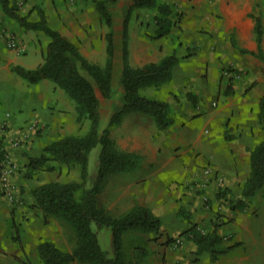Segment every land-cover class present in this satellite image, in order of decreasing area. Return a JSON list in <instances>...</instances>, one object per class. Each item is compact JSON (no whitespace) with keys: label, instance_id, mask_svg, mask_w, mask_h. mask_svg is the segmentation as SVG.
I'll list each match as a JSON object with an SVG mask.
<instances>
[{"label":"crops","instance_id":"crops-1","mask_svg":"<svg viewBox=\"0 0 264 264\" xmlns=\"http://www.w3.org/2000/svg\"><path fill=\"white\" fill-rule=\"evenodd\" d=\"M129 3V0H119L114 11L115 58L120 67L123 20ZM160 3L170 5L168 17L174 25L176 23V28L182 30L183 35L174 39L171 27L168 34L158 36L155 21L158 7L136 8L128 26V59L130 65L139 67L158 62L172 53L177 55L179 60L173 68L172 79L160 88H148L151 90L149 96L169 103L175 121L170 127L160 129L152 117L141 112H131L120 124L113 126L111 136L118 146L122 150L140 154L142 161L135 170L117 173L115 186L111 175L101 194L111 193L113 197L108 199L106 207L115 215L125 213L135 204H141L160 216L164 225L165 222L185 217L179 213L180 208L198 207L206 210L202 205L204 196L210 194L219 200L216 191L220 188L228 187L229 191L238 189L242 192L250 173L249 148L258 144L263 137L258 112L260 99L264 95V60L258 56L257 23L259 21L262 26L260 47L264 53V0H158V5ZM38 5L45 9L51 25L74 41L86 58L103 64L101 61L105 57L102 62H106L108 26L101 21L94 0H74L72 3L68 0H51L50 8L46 0H36L22 13H31L35 18V7ZM119 5L120 11L117 10ZM137 13L142 14L139 23ZM0 16L9 22V17L2 9ZM71 25L81 36L79 40L76 39L77 34L70 30ZM136 25H139L138 30ZM15 29L19 34L24 33L20 26ZM4 31L0 25L1 55L5 52L1 36ZM38 54L35 66L23 62L21 65L36 67L43 60L42 54ZM3 67L0 66V69ZM227 67L232 70L228 71ZM39 83L49 87L52 85L48 79ZM6 86L0 88L7 89ZM229 86L231 89L228 93ZM57 87L54 86V89L60 97H55L53 102L54 96L37 88L34 104L29 108L23 104L18 108V113L12 112L8 119L11 128L21 127L35 119L45 125L43 137H35L33 142L12 152L21 167L16 177L20 185H23L26 202L31 198V202L35 203L32 190L48 181L44 174H36L33 178L23 177L29 157L40 153L51 140L70 134L72 120L75 119V101L72 102L68 94ZM213 104L216 108H213ZM3 109L0 106V123L5 117ZM39 110H45V113L41 114ZM200 116L207 119L204 127L207 128L203 129L202 138L204 131L210 130L205 143L201 135L191 132L190 121ZM224 124L235 128L233 134L232 131L221 130ZM1 133L0 130V141L3 136ZM224 140L226 143L223 145L227 149V143L231 144V150L223 153L234 155L228 157L223 171L212 166L213 170L224 177V184L218 187L215 178L205 173L207 164L205 167L203 164L207 156L213 160L219 159L217 154H221V143ZM247 147L248 171L241 161ZM197 179L201 180L196 186L187 188L189 180L195 183ZM197 191H200V195H196ZM2 202L6 203L0 196V216L12 217ZM18 208L27 211V216H38L40 213V209L36 206L33 208L29 202ZM4 223L2 219L0 224ZM2 242L6 254L0 253V264H22L20 257L24 255L23 244L18 248L15 241H10L0 231V247Z\"/></svg>","mask_w":264,"mask_h":264},{"label":"trees","instance_id":"trees-1","mask_svg":"<svg viewBox=\"0 0 264 264\" xmlns=\"http://www.w3.org/2000/svg\"><path fill=\"white\" fill-rule=\"evenodd\" d=\"M101 21L108 26L106 33L107 60L104 64L90 61L81 52L79 46L57 28L51 25L46 11L36 6L35 18L31 13L24 14L16 0H0V9L7 17L16 21L26 31H39L48 37L42 49V62L34 68L21 64L11 69L31 83L43 79L52 80L75 101L80 129L64 135L46 144L42 152L29 158L26 176L31 178L38 171L55 170L53 162L69 168H79V179L72 181L51 180L33 189L35 203L46 216H53L67 223L74 235L75 246L68 250L51 240L38 244V254L44 264H70L82 262L89 264H132L127 260L124 250V235L131 231L160 233L163 222L149 207L135 204L123 214L115 215L107 207L100 205L99 194L105 188L111 175L132 171L140 167L142 156L135 152L122 150L111 136V128L122 122L131 112H141L154 119L160 129H166L174 123L169 103L161 98L142 94L149 87L160 88L172 79L173 68L179 58L169 54L158 62L134 67L129 63L128 26L134 9L139 7H158L155 21L158 36L170 32L173 22L169 19L171 7L158 0H129L123 20L122 63L117 65L115 52V7L119 0H94ZM258 56L264 60L260 47L262 26L258 21ZM4 62L0 54V66ZM228 71L232 69L227 67ZM231 86H229L228 93ZM118 93V97L116 94ZM110 107L108 122L102 126L104 107ZM89 121V129L82 131ZM258 121L262 139L249 148L250 173L243 184L241 198L233 203L235 209H243L255 199L264 188V95L260 99ZM101 145L98 170L90 186L88 183L90 152ZM0 149V160L2 158ZM220 199L229 193V188H220L216 192ZM179 213L191 221L190 212L184 208ZM184 232L197 245V253H208L215 261L219 257L236 249L240 242L233 234L229 237L221 233V222H215L208 231H202L193 222ZM109 227L112 231L114 256L109 257L103 250L98 233L94 229ZM183 232V233H184ZM134 264V263H133Z\"/></svg>","mask_w":264,"mask_h":264},{"label":"rangeland","instance_id":"rangeland-1","mask_svg":"<svg viewBox=\"0 0 264 264\" xmlns=\"http://www.w3.org/2000/svg\"><path fill=\"white\" fill-rule=\"evenodd\" d=\"M32 1L36 2V0H16L17 4L24 13L25 10L31 7ZM49 1L51 0H46V4L50 8ZM68 1L72 3L74 0ZM119 8H121L120 5L118 6V11H120ZM51 14L52 12L49 15ZM134 16L135 14H133V17ZM137 17L139 23V19L142 18V14L137 13ZM8 20L10 23L0 16V25H2V28L5 29L1 35L5 44V52L2 53L4 58L2 65L5 67L0 69V82H2L0 83V87L5 84L7 85V89L0 88V106L4 108L3 113H5V117L0 123V130L2 131L1 136L3 135L0 141V149L3 156L0 160V172L5 160L14 166V171L10 176L13 191L12 195L9 196L2 188L0 175V196L6 202L2 203L4 204V207L9 209V214L12 216L10 218L4 217L5 215L0 216V221L2 219L5 221L4 225L0 224V231L4 234V236H7L10 241H15L18 248L21 244H23L22 250L24 255L20 257L22 264H44L38 254V244L41 241L51 240L59 246L72 250L75 246V235L71 227L63 220L53 216H46L45 212L39 208L36 203L31 202V198H28L27 202H29L33 208L36 206L40 209V213L37 214L38 216H31L32 214L27 216V211H20L18 208L27 202L24 196L25 190L23 185H20V182L16 177L17 173L21 170V167L17 160L13 158L12 152L14 149L23 148L31 143V141L33 142L35 137H43L45 135L43 134L45 125L38 122V119H35L27 122L21 127L11 128L8 125V119L11 117L12 112L18 113V108L23 104H25L27 108L34 104L33 101H35L36 98L35 95L37 93V88H42V92H45L47 95L50 94L54 96L52 102L55 100V97H58L59 95L58 92H56V89H54V86L57 87V85L52 80L48 79L50 84H52L51 87L45 86L44 83H31L11 69L12 65L19 63L22 64V62L24 64L35 66L38 63V53L41 54L42 49L47 44L48 37L39 31L36 32L30 30L29 33H27L28 31L23 29L24 33L19 34V32L15 29L16 26H19L17 22L10 20L9 18ZM136 21L137 20L134 22ZM175 25L173 22L171 30L173 31L172 33L174 34V39H176V36H180V34L183 35L182 30L179 27L176 28ZM64 26L67 27L68 25ZM138 29L139 25H136V30ZM70 30L74 32V34H77L76 39L79 40L78 38L81 36L76 33V29L73 25H71ZM10 38H13L18 42L19 46L17 49H13L9 46ZM185 38H187V35ZM98 57H100V53ZM104 58L102 59L104 60ZM102 61L101 63L104 64ZM6 66L8 69H6ZM9 88H11V90H8ZM57 88L62 90L64 94L67 95L62 88L59 86ZM148 92L151 93V90H142V94L148 95ZM116 96H119L118 93ZM48 101L50 100L48 99ZM212 106L213 108H216V105L213 104ZM110 110V107L106 104L104 107L105 115L102 121L103 127L107 125L108 113ZM39 112L44 114L45 110H39ZM75 112V119L72 120L69 130L71 133L81 130V125L76 120V109ZM206 120L207 119L204 116H200L190 121L191 132L198 136L201 135V139L204 141L203 143L207 142V136L210 133H208L210 130H205L204 137L202 138L203 129L207 128H204L207 124ZM73 122L75 123L73 124ZM227 126L228 127L224 124L223 128L221 126V130H226L227 132L232 131L233 134L235 128L230 124ZM87 129H89V121L84 124L82 131H86ZM9 130L12 132H8ZM15 142L18 143L16 144ZM224 143H226L225 140L221 143V154H217L219 159L217 160L215 157L216 160H213L207 156L203 164L204 167L207 164V166H214L213 168H216L218 171H223V167L225 168L224 165H227L228 163V157L234 155L223 153L231 150L229 147L231 144L227 143L228 146L226 149L223 145ZM100 151L101 145L98 144L90 152L88 186L92 184L94 176L98 170ZM244 152L245 154H242L241 161L245 170L248 171V147ZM40 153L37 152L33 155L37 156ZM53 164L57 166V169H44L38 171L36 174H44L47 176L48 181H72L79 179L78 167L69 168L68 166L63 164L61 165L58 162H53ZM26 172L27 165L23 170L22 175L24 178H29L26 176ZM36 174L33 175V177H35ZM117 177L118 175L116 174L111 176V178L115 180L113 183L114 186L117 183ZM199 180L200 179H197L195 183L192 180H189L187 188L197 185ZM230 190L233 191L232 189ZM231 191L219 200H217L214 196L212 197L210 194L207 195V199L203 198L202 205L206 208V210L202 208L199 209L198 207L187 208L186 206L185 207L187 209H184L186 212H190L192 216L190 222L196 223L202 231H208L212 228V225L215 222H221V233L229 237L228 242L231 241V234L235 236V240L240 242L236 249L219 257V259L215 261L210 259L208 253L198 254L197 245L194 241L190 240L187 233L184 232L185 228H189L191 226V223L186 217H181L180 219L174 221L165 222L158 234L139 231H131L125 234L124 250L127 260L132 264H264V188L258 193L255 199L243 209H235L232 203L241 198V191L238 189H235L233 192ZM101 193L99 194V203L100 205L106 207L108 199H111L113 196H111V193H104L103 195ZM195 193L196 195H200V191ZM94 229L98 233L99 242L103 250L109 257L114 256L111 229L105 226L98 228L95 224ZM0 253L6 254L5 244L3 242L1 243ZM70 264L89 263L73 262Z\"/></svg>","mask_w":264,"mask_h":264},{"label":"built area","instance_id":"built-area-1","mask_svg":"<svg viewBox=\"0 0 264 264\" xmlns=\"http://www.w3.org/2000/svg\"><path fill=\"white\" fill-rule=\"evenodd\" d=\"M9 46L12 47L13 49H17L19 44L15 39L10 38ZM15 143L17 144L18 142H15ZM13 171H14V166L5 160L4 165L0 172V175H1L2 188L8 194V196L12 195V191H13V186L10 182V176ZM205 173L210 174L211 178L213 177L215 178V180L218 182L217 183L218 187L224 184V177L222 175H219L215 170H213V168L210 165L205 169ZM202 184H206V183H202ZM206 185H203V186H206ZM204 199H207V196H204Z\"/></svg>","mask_w":264,"mask_h":264}]
</instances>
